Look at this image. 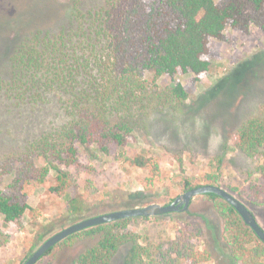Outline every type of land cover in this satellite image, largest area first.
<instances>
[{"label":"trees","instance_id":"16d2710c","mask_svg":"<svg viewBox=\"0 0 264 264\" xmlns=\"http://www.w3.org/2000/svg\"><path fill=\"white\" fill-rule=\"evenodd\" d=\"M70 16L69 28L56 33L39 29L24 38L9 57L8 76L0 77V93L16 105L35 107L46 94L54 93L65 115L62 124L28 144L17 160L15 175L0 190V217L8 224L21 220L29 209L28 197L45 183L51 170L56 184L49 191L58 197L68 191L71 182L64 168L77 163L79 147L94 145L106 156L123 151L131 134L145 123V116L158 107L178 106L187 100L179 83L152 92L142 79L144 72L156 78L191 73L199 81L211 69V41H224L227 28L245 34L255 28L264 33V0H105L101 7L87 11L75 2ZM234 145L254 161L261 158L264 170V119L246 121L236 132ZM128 160L154 175L159 171L157 163L144 154ZM10 171L8 163L0 168L2 174ZM207 182L217 185V178L209 176ZM195 186L199 185L188 179L180 184L183 191ZM204 197L222 220L228 243L221 244L214 226L204 219L213 246L198 250L199 229L176 214L174 237L153 244L140 245L138 236L127 231L136 218L80 231L61 244L96 238L71 264H108L124 244H130L133 264L209 263L215 261L213 252L218 264H264V245L235 210L214 194ZM236 197L245 206L247 201L263 207L264 184H252L248 194ZM78 202L70 196L73 215L80 210ZM150 203L135 192L122 206Z\"/></svg>","mask_w":264,"mask_h":264},{"label":"rangeland","instance_id":"374dc122","mask_svg":"<svg viewBox=\"0 0 264 264\" xmlns=\"http://www.w3.org/2000/svg\"><path fill=\"white\" fill-rule=\"evenodd\" d=\"M104 1L0 0V77L8 76L11 53L31 32L69 28L75 2L87 11ZM210 49V72L199 81L191 73L173 78L142 74L152 92L181 84L188 94L182 105L158 107L145 116V123L131 134L123 151L111 156L99 153L94 145L79 147L77 163L64 168L71 187L63 196L49 191L56 184L51 170L45 183L28 197L29 209L19 222L8 224L0 217V264H22L52 234L81 219L124 209V200L135 192L152 203L168 204L184 192L180 187L184 179L204 185L209 176L215 177L218 186L235 196L248 194L252 184H264L263 160L246 157L234 145V136L246 121L264 119V33L255 28L247 34L227 28L224 41L212 40ZM64 121L54 93L46 94L35 107L16 105L0 93V168L6 163L11 167L9 173H0V190L15 175L17 160L28 144ZM138 154L157 163L159 171L154 175L132 165L128 159ZM70 196L79 201L80 210L74 215L69 211ZM246 203L264 230V206ZM176 214L199 229L198 250L213 246L204 219L214 226L221 244L228 243L222 220L204 195L194 197L185 213L132 219L127 231L138 236L140 245L172 239L178 228ZM95 239L60 242L36 264H71ZM129 252L130 244L122 245L108 264H133ZM213 255L214 262L201 264H218V255Z\"/></svg>","mask_w":264,"mask_h":264},{"label":"water","instance_id":"95a60500","mask_svg":"<svg viewBox=\"0 0 264 264\" xmlns=\"http://www.w3.org/2000/svg\"><path fill=\"white\" fill-rule=\"evenodd\" d=\"M209 193L214 194L223 202L231 206L241 219L242 223L249 228L257 239L264 245V230L259 225L256 217L249 210V208L226 189L218 185L204 184L185 190L168 204L150 203L139 207L114 210L81 219L71 225H68L67 227H64L44 240L22 264H36L51 248L62 242L67 237L80 231L123 219L151 218L171 213H185L188 211L190 203L194 197Z\"/></svg>","mask_w":264,"mask_h":264},{"label":"crops","instance_id":"0c3cea01","mask_svg":"<svg viewBox=\"0 0 264 264\" xmlns=\"http://www.w3.org/2000/svg\"><path fill=\"white\" fill-rule=\"evenodd\" d=\"M70 198V197H69ZM69 200V199H68Z\"/></svg>","mask_w":264,"mask_h":264}]
</instances>
